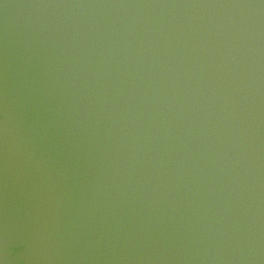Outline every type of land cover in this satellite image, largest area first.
I'll return each mask as SVG.
<instances>
[{"label":"water","instance_id":"95a60500","mask_svg":"<svg viewBox=\"0 0 264 264\" xmlns=\"http://www.w3.org/2000/svg\"><path fill=\"white\" fill-rule=\"evenodd\" d=\"M0 264H264V0H0Z\"/></svg>","mask_w":264,"mask_h":264}]
</instances>
